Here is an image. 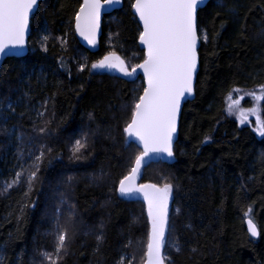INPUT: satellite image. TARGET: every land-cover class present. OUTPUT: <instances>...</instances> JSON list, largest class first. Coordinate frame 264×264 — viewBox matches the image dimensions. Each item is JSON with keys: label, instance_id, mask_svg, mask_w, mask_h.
Here are the masks:
<instances>
[{"label": "trees", "instance_id": "1", "mask_svg": "<svg viewBox=\"0 0 264 264\" xmlns=\"http://www.w3.org/2000/svg\"><path fill=\"white\" fill-rule=\"evenodd\" d=\"M80 4L41 2L28 55L7 59L0 73V264H48L42 254L53 253L58 226L68 232L58 264L145 262L147 205L118 193L141 151L124 129L145 83L91 68L110 52L130 70L142 63V29L134 0H124L104 17L100 50L92 53L76 36ZM198 30L208 40L201 39L195 99L183 109L176 161L144 171L143 183L173 185L165 262L264 264V137L225 116L234 88L264 85V0H211L199 11ZM77 140L84 147L73 155ZM21 170L20 182L6 191ZM249 207L258 240L247 231Z\"/></svg>", "mask_w": 264, "mask_h": 264}, {"label": "snow or ice", "instance_id": "2", "mask_svg": "<svg viewBox=\"0 0 264 264\" xmlns=\"http://www.w3.org/2000/svg\"><path fill=\"white\" fill-rule=\"evenodd\" d=\"M113 3H119V0H83L75 13V31L90 45L96 44L102 9L105 4ZM37 4L38 0H0V58L9 53L18 55L14 50L26 46L30 16ZM204 4L205 0H134L133 8L143 24L139 41L146 48V58L142 63L132 66L131 71L115 52H110L91 65L92 69H115L129 77L134 76L139 69L146 78L147 86L134 103L131 121L124 129L129 137L139 141L142 150L136 156L129 174L119 181L118 188L121 196L142 195L147 203L151 227L146 244L145 264H165L162 249L169 226L168 205L172 199L173 185H137L136 180L141 168L153 156L174 157L173 140L177 132L181 102L186 96L194 95V81L199 63L198 44L201 39L205 43L208 40L207 33H201L197 26V11ZM43 39L46 41L48 36L45 35ZM44 50L47 51V48ZM85 67L86 64L80 65L79 70L82 72ZM233 91L242 92L239 88ZM245 94L252 97L254 107H239V100ZM227 100V113H237L242 124L248 122V116L255 115L257 131L264 137V119H261L259 106V102L264 101V85L260 86L259 93L253 90L241 94L239 99H233L229 94ZM41 131L45 129L42 128ZM83 147L84 144L77 140L73 155L79 153ZM43 158L44 153L41 152L36 161L41 162ZM34 168L27 176L29 191L36 179L39 163ZM22 175L23 170L15 175L11 184L5 186V190L18 184ZM251 212L249 207L246 212L248 231L251 236L258 237L260 233L251 218ZM97 239L102 241V234ZM67 240V229L58 226L54 251L43 253V259L48 264H58L62 251L67 250ZM173 247L177 252L181 251L178 246ZM126 258H122L121 264Z\"/></svg>", "mask_w": 264, "mask_h": 264}, {"label": "water", "instance_id": "3", "mask_svg": "<svg viewBox=\"0 0 264 264\" xmlns=\"http://www.w3.org/2000/svg\"><path fill=\"white\" fill-rule=\"evenodd\" d=\"M43 1L44 0H38L37 7L34 8L33 13L30 16L29 31H28L27 36H26V46L23 49H16V50H14L15 52H18L19 53L18 55H13L12 53H9L8 55L0 58V73H1L2 67H3V65H4V63H5V61L7 59H10V58H23V57H25V56L28 55V53H29V39H30V36H31V21H32L33 16L38 11L41 2H43ZM210 1L211 0H205V4L204 5H201L200 8L198 9V11H197V26H198V14H199V11L201 9L205 8ZM82 2H83V0H82ZM123 7H124V0H119V3H113L111 5L105 4V7L102 9L101 15H100V26H99V31H98V34H97L95 46L90 45L86 40L83 39V37H81L79 35L78 32H76V36H77V39L80 42V44L85 49H87L88 51H90L92 53L98 52L100 50V42H101V38H102V34H103V21H104V17L106 15H109V14L114 13L115 11L121 10ZM132 11H133V14L135 15V17H136V19H137V21H138L141 29H142L143 28V24L139 20V16L135 13L134 8L132 9ZM201 45H202V43L200 41V43L198 44V49H197L198 50V55H199V51L201 49ZM139 46H140V49L145 52V56H146V48H145L144 45H142L140 43V41H139ZM96 70H98L100 72H104V73H109V74L115 75V76L120 77V78H124V79L129 80V81H136L138 78H142L144 80L145 87L147 86L146 78L144 77L143 72L141 70H139V69H137L136 74H134V76H131V77L125 76L122 72H120L118 70H115V69H112V70H108V69H96ZM128 70L131 71L130 69H128ZM199 70H200V56H199V63H198L197 72H196L195 81H194V95H192V96H186L185 99L181 102V109H180V114H179L178 124H177V132H176V135H175L174 140H173V151H174L175 145L177 144V142L179 140L180 123H181V118H182V113H183L184 106H185L186 103H188L190 101H193L195 99V90H196V86H197V77H198V74H199ZM127 137H128V140L130 142L136 144L138 146V148L140 150H142L141 149V146L139 144V141H137L135 138L129 137L128 135H127ZM175 161H176L175 154H174V157H172V158H169L167 156H153L152 159L148 160L147 163L141 168L140 174H139V176H138V178L136 180V184L137 185L153 184V183H149V182L148 183H143L144 171H145V169L149 165H151L153 163H160V162L167 163V164H172ZM154 185H156V184H154ZM156 186H158V185H156ZM158 187H160V186H158ZM118 193H119V190H118ZM119 195H120V193H119ZM120 197H122L123 199L128 200V201H138V200L145 201L143 199V196L142 195H133V196H121L120 195ZM171 201H172V199L170 200L169 208H168V220H169V223H170ZM145 203H146V201H145ZM146 205H147V203H146ZM247 219H246V227H247V231H248ZM149 223H150V220H149ZM150 227H151V223H150ZM257 229H258V227H257ZM168 231H169V226H168ZM168 231L165 233V241H166V243H165L164 248L162 249V255L163 256H164V251H165V247H166V244H167ZM258 231H259V229H258ZM248 233L251 236V233L249 231H248ZM259 237H260V235L258 237L251 236V238L254 239V240H258ZM144 264H145V262H144ZM165 264H166V262H165Z\"/></svg>", "mask_w": 264, "mask_h": 264}, {"label": "rangeland", "instance_id": "4", "mask_svg": "<svg viewBox=\"0 0 264 264\" xmlns=\"http://www.w3.org/2000/svg\"><path fill=\"white\" fill-rule=\"evenodd\" d=\"M261 86H262V85H261ZM259 88H260V86H258V87H254V88H249V89L239 88V89L242 90L241 93H237V92L233 91L234 89H236V88H234V89L230 92V94H231V96L233 97V99H239V97H240L241 94H244V93H247V92H251V91H253V90H255L257 93H259ZM227 97H228V96H227ZM227 103H228V100L226 99V106H227ZM263 104H264V101L259 102V106H260V109H261V111H260L261 119H263V116H262V112H263ZM254 106H255V102L253 101V99H252L251 96H248V95L245 94V95H244V98L239 100V107H240V108H252V107H254ZM225 116H226V118L235 119V120L239 123L240 126H250V127L256 132V134L258 135V137H259V138H262V137L259 135L258 131H257L258 125H257V123H256V116H255V115H250V116H248V117H247V121H248V122L243 123V124H242V123L240 122V120L237 118L238 114L235 113V112H234L232 115H229V114L227 113V111H226ZM172 197H173V195H172ZM169 203H170V201H169ZM168 208H169V205H168Z\"/></svg>", "mask_w": 264, "mask_h": 264}]
</instances>
